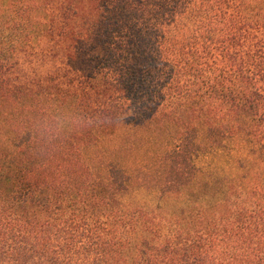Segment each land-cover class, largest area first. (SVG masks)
<instances>
[{
	"label": "trees",
	"instance_id": "trees-1",
	"mask_svg": "<svg viewBox=\"0 0 264 264\" xmlns=\"http://www.w3.org/2000/svg\"><path fill=\"white\" fill-rule=\"evenodd\" d=\"M57 3L0 0V264H264V0ZM43 36L84 87L10 82ZM221 148L235 172L196 165Z\"/></svg>",
	"mask_w": 264,
	"mask_h": 264
},
{
	"label": "rangeland",
	"instance_id": "rangeland-1",
	"mask_svg": "<svg viewBox=\"0 0 264 264\" xmlns=\"http://www.w3.org/2000/svg\"><path fill=\"white\" fill-rule=\"evenodd\" d=\"M47 13V21L51 19L60 25L62 19L57 0H49ZM253 34L264 41V25L255 30ZM248 46L249 42L246 44V47ZM66 53H68L67 45L57 38L43 36L32 41L26 48L15 53L14 66L9 72L10 82L13 85L35 81L44 82L48 77H53L63 86L70 87V84H74L71 86L84 87L83 80L76 70L70 66ZM241 53L243 52L241 51ZM262 53H264V46ZM134 134V132L124 131L123 129H114L108 137L84 147L83 156L85 161L94 169L101 170L105 169L112 160L121 161V155L123 154L117 150L121 145L119 143L120 138L130 147L137 136ZM236 143L237 139L230 141L228 145L235 146ZM228 154L232 155L227 148L217 149L215 153L211 154L204 155L200 153L196 157L195 163L214 176L225 175L224 171L233 173L236 169L232 166V162H229ZM142 196L143 194L135 193V197L138 199H144ZM145 196L146 199L153 198V195Z\"/></svg>",
	"mask_w": 264,
	"mask_h": 264
}]
</instances>
